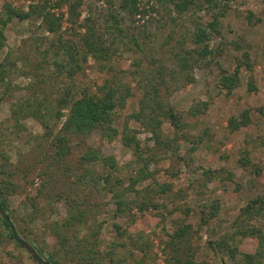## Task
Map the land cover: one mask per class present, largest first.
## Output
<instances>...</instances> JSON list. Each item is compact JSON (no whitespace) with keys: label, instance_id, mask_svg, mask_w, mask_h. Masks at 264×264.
Returning a JSON list of instances; mask_svg holds the SVG:
<instances>
[{"label":"rangeland","instance_id":"374dc122","mask_svg":"<svg viewBox=\"0 0 264 264\" xmlns=\"http://www.w3.org/2000/svg\"><path fill=\"white\" fill-rule=\"evenodd\" d=\"M5 3L25 12L32 3L45 4L46 12L58 18L54 33L35 14L13 17L3 28L0 62L9 73L0 88V146L9 159L6 172L14 174L5 211L20 238L33 248L51 250V228L67 215L71 196L92 210L77 227L79 236L102 224L100 250L106 252L108 244H125L116 246L113 264H178L183 250H177L173 234L185 226L189 227L179 245L191 246L194 254H187L198 263L223 264L220 256L225 252L212 250L209 243L239 232L234 225L237 216L244 224L241 229L252 225L264 230V211L252 217L243 212L264 194V0H226L212 10L186 12L181 18L153 0L145 15L132 18L128 9L120 8L121 0H0V18L7 16ZM224 7L218 23L207 28L203 44L195 45L193 31L199 24L206 27ZM111 11L122 20V38L108 29ZM90 33L97 39L94 53H87L85 44ZM133 34L142 50L131 42ZM204 44L209 53L202 57L193 53L190 65L182 70V56ZM60 45L58 56L55 50ZM66 53H72L74 60L58 67L55 59L64 61ZM224 71L238 78L230 90L220 81ZM111 80L131 91L115 115L118 136L107 140L99 130L85 135L63 132L70 100L83 93L99 95V87ZM153 86L179 117L176 125L160 117V141L135 118L156 106L155 96L145 93L153 92ZM20 105L38 108L41 120L23 116L16 121L13 112ZM195 106L198 110L191 113ZM232 117L239 125L244 119L249 123L231 130ZM125 126L136 135L141 151H135L136 143L126 145L121 138ZM57 147L66 153L61 159L52 158ZM93 149L102 158H113L116 166L90 158ZM142 168L154 178L136 185V192L129 182ZM204 170L212 171L210 178ZM109 175L107 188L102 184ZM112 183L127 193L128 209L119 216L114 213L117 197L108 190ZM158 184H169L170 190L147 196L145 189ZM213 203L218 205L217 216L206 224L204 212ZM116 223L124 234L117 232ZM3 231L0 221V234ZM243 238L258 244L251 234ZM15 241L0 237V264H42ZM39 256L46 260L45 254Z\"/></svg>","mask_w":264,"mask_h":264},{"label":"trees","instance_id":"16d2710c","mask_svg":"<svg viewBox=\"0 0 264 264\" xmlns=\"http://www.w3.org/2000/svg\"><path fill=\"white\" fill-rule=\"evenodd\" d=\"M31 1H37V0H31ZM142 1V2H141ZM152 0H121L120 8L122 10L128 9V11L131 14V18L134 17L136 14H143L145 15L148 10L147 6ZM156 3V6L162 5L166 6V9L170 11L172 9L173 12H175V15L177 17L181 18L185 15L186 12H196L201 11L203 8L205 10H212L215 7H218L219 4L223 3V1L226 0H153ZM139 4H143L144 8H140ZM6 6V18H0V49L4 47V41H5V33L3 28L7 25V23L13 18L18 17L20 19H23L25 17H28L32 14L42 16L44 19V25L46 26L47 31L49 32H55L56 30V23L58 22V18L54 17V14H50L48 11L46 12V5L45 4H39V3H32L30 5V11L25 12L22 10H19L17 8H14L10 6L9 4H4ZM152 8L154 9V7ZM227 7V5H224ZM222 9L220 12L216 13L213 16V20L209 21L207 26L203 27L201 24H199L198 29L192 33L193 43L195 45H201L204 42V38L208 37L209 34L207 33V28H213L217 23V17L219 15H224L226 8ZM143 9V10H142ZM108 29L111 30L112 33H116L119 37L122 38L124 35L125 29L122 27V20L118 18V15L114 12L108 13ZM134 21V20H132ZM192 22L195 23V19H192ZM91 32V31H90ZM93 33V32H91ZM89 34L85 38V44L87 45V53H94L95 50L92 47L95 40H97L94 36V34ZM133 39H131V42L135 46H137L139 49L142 50V46L139 43V40L136 36L133 34ZM61 45L57 47L55 50L56 54H59L61 50ZM63 50V49H62ZM193 53H198V55L205 56L209 53L207 44H204L201 48L198 47L197 49L188 50L185 56H182L181 61L183 63L181 64L180 68L182 70H185L188 65H190L188 62L189 57L192 56ZM64 61L60 60L59 58L55 59V63L58 67H63L61 62H68L74 60L73 54L70 53L68 55L67 53L64 54ZM71 57V58H70ZM42 62L39 63L41 66ZM39 65H36L38 68ZM9 71L7 70V67L5 65V62H0V88L1 84L5 81V76ZM68 75H72V71H68ZM160 76V75H159ZM236 75H228L226 71H224V75L220 78L221 84L228 88L229 90L232 89V87L236 86L238 84ZM154 89L153 92L146 89L147 95L151 93L155 96V103L156 106L150 113H146V115L142 114H136L135 118L143 124L144 127L148 128L158 141L161 139V133H160V125H161V118L168 119L172 124H177L179 117H177V112L175 110V107L171 103H167L166 105L163 104V100L161 99V96L159 94V88L157 86H153ZM99 90L101 91V94H87L83 93L78 98H73L70 100L69 104V114L67 116V119L64 122L63 125V132H73L78 135H85L90 134L95 130H99V133L105 137L107 140H111L118 136L119 130L115 126V115L117 112L118 107H122L125 103V97L130 95V88L128 86H123L120 84V81L117 80H111L108 81L105 85L102 87H99ZM146 99L144 98V101ZM199 106H195L194 108H190V112L194 113L198 110ZM39 109L38 108H32L29 105H20V110H17L13 112V117L16 119V121L19 122V117H28L32 116L34 118H37L38 120H41L39 115ZM18 112V113H17ZM18 114V116L16 115ZM247 112H244V115L246 116ZM134 116V115H133ZM242 125H239V122L236 117L230 118L229 126L231 130L237 129L243 125H247L249 123V120L244 119ZM175 124V125H176ZM121 138L125 142L126 145H133L136 152L140 150L139 141L137 140L136 135L133 133H130L129 128L125 126ZM59 141H64L65 136H60ZM63 144V143H62ZM61 143H58V146L62 145ZM141 151V150H140ZM93 155L90 158H98L103 159L110 167L114 168L116 166V162L113 158L106 159L105 157L102 158L99 154L98 149L92 150ZM65 151L63 147H57L56 151L52 153V158L54 159H61L63 155H65ZM89 154H86V157L89 158ZM0 160L6 161L2 164H0V203L4 210L7 211V204H6V194L8 192V187L10 184V181H12V178L14 174H10L6 172V167L9 164V159L5 155V153L2 151L0 146ZM107 160V161H106ZM61 160H59L60 162ZM8 168V167H7ZM6 169V170H5ZM116 169V168H115ZM148 169V168H147ZM145 170L144 168L140 169L139 175L136 177L131 178L130 188L134 189V191L138 192V190L135 188L136 185L139 183L149 179L154 178V173H150L148 170ZM204 173L207 175V177H211L212 171L204 170ZM5 176V177H4ZM110 175L103 178V186H106L108 188V184H110ZM120 182V181H119ZM14 184V183H11ZM14 188L17 186L12 185ZM117 187L118 190H114V187ZM106 190V189H105ZM109 191H114V194L117 198L114 199L115 203V209L114 213L116 215L123 214L128 209V205H126L127 202V193L124 190L119 189V184L112 183L111 188L108 189ZM145 192H148L146 195L150 198H153V195L155 193H165L166 191L170 190L169 184H158L157 187H149L148 189H145ZM153 194V195H152ZM68 201V208H67V215L61 222L55 221L53 225L52 230V237L54 240L53 248L51 250H43L41 247L34 245L35 250L39 254H45L46 260L50 261L52 264H67L70 262V264H103L105 261H107L108 264H113L114 257L116 256V253H118V247H124L125 244L122 242L121 244L113 243L112 245L108 244L109 249L106 252H103L100 250V231L101 226L100 224L98 227H96L92 233L85 234L84 236H79V231L76 230L77 227H80L82 223H84V220L87 218L88 212H91V208L87 209L86 207L83 208V201H78L74 197H67ZM258 206V207H257ZM145 206H140L139 209L143 210ZM211 210L208 212H204L205 217L204 223H208L209 220L215 218L217 216L218 212V205L216 203L211 204L210 206ZM264 211V194L259 195L258 198H256L253 202L248 204L244 209L243 212L246 216L252 217L256 216L259 213ZM9 217H11L8 214ZM238 216L234 220V225L237 226L239 229V232L235 230V233L228 234L225 237H223L221 240H218L216 242L209 243L210 248L214 251L221 250L222 252H225V255L223 257L220 256V259L223 264H263L264 260V230L257 228L255 226H249V228L243 230L241 229L242 226L238 223ZM0 221L2 223V226L4 228V231L1 232L0 237L7 236L10 239H14L11 228L7 221L1 216ZM117 232L122 235L125 233L124 230H122L121 225L115 224ZM189 226H185L184 228L177 231L175 234H173L174 238L178 239V245L177 250H183V252H180V255L176 259L178 264H210L208 262H196L193 258H191L194 254L192 251L191 246L187 245L186 248H184L182 245H179L180 243L183 244L184 237L187 232V228ZM73 233V236H70V233ZM241 234L242 237H247L249 234L252 236H255V240L258 242L257 246H253L247 243V238H243L239 240L237 238V234ZM246 239V240H244ZM15 240V239H14ZM19 246L22 247L20 243L15 241ZM117 246V248H116ZM253 246V247H252ZM181 250V251H182ZM187 251L189 252L187 254ZM176 253V250H175ZM227 255L228 260L225 258ZM177 257V255H176Z\"/></svg>","mask_w":264,"mask_h":264},{"label":"water","instance_id":"95a60500","mask_svg":"<svg viewBox=\"0 0 264 264\" xmlns=\"http://www.w3.org/2000/svg\"><path fill=\"white\" fill-rule=\"evenodd\" d=\"M0 213L9 224L13 237L18 243H20L23 247H25L28 251H30L37 261L41 262L42 264H52L50 261L42 259L39 256V254L36 252V250L26 240L20 238V236L16 231L15 225L13 224L12 220L10 219V217L2 207L1 203H0Z\"/></svg>","mask_w":264,"mask_h":264}]
</instances>
